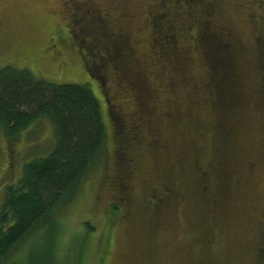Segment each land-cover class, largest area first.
<instances>
[{
  "label": "trees",
  "instance_id": "1",
  "mask_svg": "<svg viewBox=\"0 0 264 264\" xmlns=\"http://www.w3.org/2000/svg\"><path fill=\"white\" fill-rule=\"evenodd\" d=\"M147 1L150 5L160 2L159 10L148 12V60L137 59L132 47L133 28L121 25L129 19L123 11L118 17H102L104 24L108 22V37L114 42L102 51L106 57L83 61L85 69L89 62L97 73L105 71L116 77L111 83L115 93L111 92V98L108 92L101 91L106 116L118 142L114 154L118 179L114 178L119 184L111 188H117L120 195L109 204L113 218L108 223L113 227L123 218L130 199L121 182L131 179L128 169L134 163L129 156L132 148L127 149L128 136L121 139L127 130L135 140L130 143L139 147L147 142L156 168L170 175L167 185L151 198L155 217L160 216L169 200L186 197L194 204V217L202 215L208 222L204 224L205 232L212 233L217 222L231 211L237 196L234 183L238 179L237 168L240 170L242 164V136L250 128L249 113L259 115V129H264V24L262 29L257 24L260 29L254 55L249 56L244 43L237 41L232 29L221 20L223 0ZM82 42L91 54L95 47L100 48L98 43L92 46L88 40ZM116 58L121 63L118 74L106 69ZM147 65L158 70L159 77L164 73L168 78L171 102L165 106L164 121L155 110L160 91L152 88L146 76ZM86 71L89 79L96 80L98 88H102L99 75ZM119 95L127 97L133 107L128 117L115 111L119 113L118 119H112L110 105H115ZM175 111L180 114L175 115ZM42 119L54 125L57 145L47 157L25 165L18 182L4 189L0 204V264H53L47 246L39 259L30 253L24 260L25 257L18 258V252L24 244H33L36 236L45 238L54 228L59 209L79 192L109 140L101 103L88 84H56L28 70L10 66L1 69L0 126L5 136L15 138ZM206 144L210 146V155L204 161ZM157 151L161 156L154 155ZM255 163L249 160V167ZM185 180L190 182L189 192L185 190ZM77 260L75 264H80Z\"/></svg>",
  "mask_w": 264,
  "mask_h": 264
},
{
  "label": "rangeland",
  "instance_id": "2",
  "mask_svg": "<svg viewBox=\"0 0 264 264\" xmlns=\"http://www.w3.org/2000/svg\"><path fill=\"white\" fill-rule=\"evenodd\" d=\"M223 2L225 10L221 20L232 29L235 39L244 43L249 56H253L260 29L257 24L261 29L264 24V0ZM151 3L153 5L147 0H0V70L10 66L28 70L56 84H88L101 103L109 134L104 154L96 161L73 200L59 209L54 228L45 238L36 236L33 244L30 245V241L24 244L18 258L27 260V255L33 253L39 259L47 246L53 264H75L78 258L80 264H264V129H259L260 117L253 111L249 113L251 129L242 136L245 143L239 157L242 164L240 170L237 168L238 179L234 183L237 196L231 211L217 222L212 233L205 232L204 224L208 222L202 215L194 217V204L186 197L169 200L160 216L155 217L151 198L167 185L170 175L166 170L156 168L154 156L148 153L147 142L139 147L130 143L135 140L127 130L123 131L121 139L128 136L125 140H129L127 149L132 148L129 156L134 163L128 169L131 179L121 182L130 199L123 218L113 227L109 226L108 222L113 218L109 204L120 195L117 188H111L119 184L114 165L118 142L110 126L111 120L106 116L102 93L108 92L109 98L111 92L115 94L111 83L116 77L105 71L97 73L89 62L85 69L83 61L89 57L93 61L106 57L102 51L114 42L105 28L108 22L104 24L102 17H118L123 11L129 19H123L121 25L133 28L132 47H135L137 59L148 60L151 56L148 12L160 7V2ZM117 26L123 30L119 24ZM84 39L92 46L98 43L100 48L95 47L91 54L82 42ZM54 42L57 50L62 49L57 56L50 50ZM116 59L118 63L117 60L110 62L106 69L118 74L121 63L119 58ZM86 70L100 76L102 88H98L96 80L89 79ZM159 75L158 70L147 65L146 76L152 88L160 91L155 110L164 121L165 106L171 102V97L167 92V76ZM114 103V106L110 105L112 119H118L119 113L115 111L129 116L133 106L127 97L116 96ZM178 114L180 112L175 111V115ZM168 131L167 128L169 136ZM56 145L55 128L48 119L34 123L15 138L5 136L0 126V204L5 187L18 182L25 165L47 157ZM204 152L206 161L210 155L208 144ZM158 154L159 151L154 152L155 156H161ZM165 159L167 163L169 160ZM247 160L256 163L249 167ZM184 186L188 191L190 182L185 180ZM118 205L122 206L121 203Z\"/></svg>",
  "mask_w": 264,
  "mask_h": 264
},
{
  "label": "flooded vegetation",
  "instance_id": "3",
  "mask_svg": "<svg viewBox=\"0 0 264 264\" xmlns=\"http://www.w3.org/2000/svg\"><path fill=\"white\" fill-rule=\"evenodd\" d=\"M56 46H57V43L54 42V45L51 46L52 49H50V50H52V53H54V54H53L54 56H55V55L57 56L58 54H61V50H62V49L57 50V49H56ZM95 71L98 72L97 69H95ZM96 74H97V73H96ZM97 77L99 78V80H101V79H100V76H97ZM102 85H103V83H102Z\"/></svg>",
  "mask_w": 264,
  "mask_h": 264
}]
</instances>
